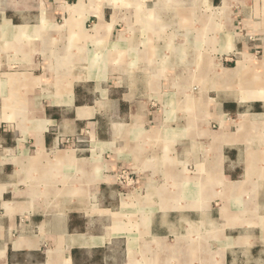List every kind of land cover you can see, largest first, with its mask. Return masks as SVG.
I'll use <instances>...</instances> for the list:
<instances>
[{
	"label": "crops",
	"instance_id": "1",
	"mask_svg": "<svg viewBox=\"0 0 264 264\" xmlns=\"http://www.w3.org/2000/svg\"><path fill=\"white\" fill-rule=\"evenodd\" d=\"M261 251L264 0H0V264Z\"/></svg>",
	"mask_w": 264,
	"mask_h": 264
},
{
	"label": "rangeland",
	"instance_id": "2",
	"mask_svg": "<svg viewBox=\"0 0 264 264\" xmlns=\"http://www.w3.org/2000/svg\"><path fill=\"white\" fill-rule=\"evenodd\" d=\"M242 116L243 115H241V117ZM243 121H244V118L243 117L240 120L238 119L237 120L238 125H240V126L241 125H244V123H242ZM125 185H126V183L123 184V186H125ZM136 212H137V210L133 209V213H136ZM134 215L132 214L131 216H134ZM234 218H235V222L234 221L233 222L236 225L231 226V228H230V226H228V228L231 229L229 231H230V233H232V235H236V234L238 235L239 234V229L236 228V226H241L243 223H246L249 226L250 225V222H252L251 221L252 218H250L249 216H246V215H241V214H236L235 215L234 214L232 216V219H234ZM131 224L134 225V222L132 221ZM252 224L255 225L256 224V221H254V223H252ZM254 256H255L254 257V261L257 262L258 260H261L259 263L260 264H264V251L263 252L262 251L261 252H257V253L254 254ZM242 260L244 261V263H242V264H253V257H251V255L249 253L244 252V256L242 257ZM255 264H257V263H255Z\"/></svg>",
	"mask_w": 264,
	"mask_h": 264
},
{
	"label": "built area",
	"instance_id": "3",
	"mask_svg": "<svg viewBox=\"0 0 264 264\" xmlns=\"http://www.w3.org/2000/svg\"><path fill=\"white\" fill-rule=\"evenodd\" d=\"M118 180H120V183L122 184L123 182L125 183L127 181V176L124 174V175H120L118 177ZM128 180L131 181V178H128Z\"/></svg>",
	"mask_w": 264,
	"mask_h": 264
},
{
	"label": "bare ground",
	"instance_id": "4",
	"mask_svg": "<svg viewBox=\"0 0 264 264\" xmlns=\"http://www.w3.org/2000/svg\"><path fill=\"white\" fill-rule=\"evenodd\" d=\"M243 118L245 117V116H242ZM241 116L239 117V120L242 118ZM244 122V121H243ZM238 124V123H237Z\"/></svg>",
	"mask_w": 264,
	"mask_h": 264
}]
</instances>
